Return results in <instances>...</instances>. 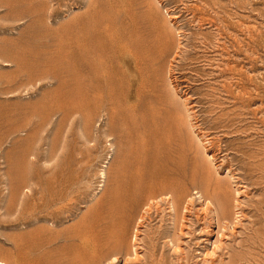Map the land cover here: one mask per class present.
<instances>
[{
  "label": "rangeland",
  "instance_id": "374dc122",
  "mask_svg": "<svg viewBox=\"0 0 264 264\" xmlns=\"http://www.w3.org/2000/svg\"><path fill=\"white\" fill-rule=\"evenodd\" d=\"M92 263L264 264V0H0V264Z\"/></svg>",
  "mask_w": 264,
  "mask_h": 264
},
{
  "label": "bare ground",
  "instance_id": "6f19581e",
  "mask_svg": "<svg viewBox=\"0 0 264 264\" xmlns=\"http://www.w3.org/2000/svg\"><path fill=\"white\" fill-rule=\"evenodd\" d=\"M129 41H128V47H129V59H130V61L131 62H133V59H135V51H134V44H135V39H134V36L132 35V33H131V31H130V33H129ZM84 61V60H83ZM237 93V92H236ZM113 200V199H112ZM118 203V202H117ZM155 204H157V203H155ZM172 207V206H171ZM138 208V207H137ZM136 209V208H135ZM139 209V208H138ZM146 209H147V207H146ZM137 210V209H136ZM140 210V209H139ZM154 210V209H153ZM137 213V212H136ZM136 221V220H135ZM132 224V223H131ZM110 228H111V226H110ZM120 229V228H119ZM124 231H125V227L121 230V232L122 233H124ZM137 234V233H136ZM135 235V234H134ZM135 237V236H134ZM132 240H133V238H132ZM134 240H135V238H134ZM136 242V241H135ZM93 264V263H92Z\"/></svg>",
  "mask_w": 264,
  "mask_h": 264
}]
</instances>
